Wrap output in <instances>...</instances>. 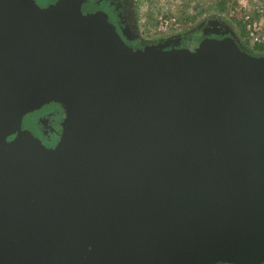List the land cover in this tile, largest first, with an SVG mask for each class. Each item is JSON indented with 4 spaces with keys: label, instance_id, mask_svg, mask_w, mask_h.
Here are the masks:
<instances>
[{
    "label": "water",
    "instance_id": "obj_1",
    "mask_svg": "<svg viewBox=\"0 0 264 264\" xmlns=\"http://www.w3.org/2000/svg\"><path fill=\"white\" fill-rule=\"evenodd\" d=\"M53 9L0 0V264L264 263V60L50 34ZM56 97L89 125L62 152L22 129Z\"/></svg>",
    "mask_w": 264,
    "mask_h": 264
},
{
    "label": "rangeland",
    "instance_id": "obj_2",
    "mask_svg": "<svg viewBox=\"0 0 264 264\" xmlns=\"http://www.w3.org/2000/svg\"><path fill=\"white\" fill-rule=\"evenodd\" d=\"M120 1L121 14L128 28L122 39L125 38L126 44L130 42L127 46L136 50L149 47L178 48L215 33L228 38L238 57L248 61L264 60V0ZM32 2L34 8L41 10L54 8L51 14L45 13L35 21L39 29L50 34L81 27L84 20L94 15L89 11H81L73 0H55L47 6H41L34 0ZM98 18L92 19L99 21ZM133 41L135 46L140 47H134ZM58 98L52 101L60 108L59 115L52 122L58 138L62 135L70 138L83 125L88 131L89 125L86 118L82 117L80 107L76 104L71 107L62 105ZM34 117L37 116L26 113L22 124L28 120L33 123ZM65 123L70 127L72 125L73 130H69Z\"/></svg>",
    "mask_w": 264,
    "mask_h": 264
},
{
    "label": "flooded vegetation",
    "instance_id": "obj_3",
    "mask_svg": "<svg viewBox=\"0 0 264 264\" xmlns=\"http://www.w3.org/2000/svg\"><path fill=\"white\" fill-rule=\"evenodd\" d=\"M32 4V0H29ZM36 3H38L41 6H47L50 4L51 1L55 0H34ZM76 2V5H78L81 8V11L83 12H91L94 13L92 17L89 18V22L96 23L99 26L108 29L116 38H118V41L126 44L124 42L125 38L124 33L128 30V28L125 25V22L123 20L122 14H121V2L118 0H73ZM95 17H99V21L96 19H92ZM102 21V22H100ZM130 31V30H129ZM118 33L120 36H118ZM217 35L215 33L211 34L209 37H216ZM130 45V42L126 45ZM133 46L138 48L140 46H135V42L133 41ZM57 98V97H56ZM56 99L53 101L55 102ZM61 104H65L66 106H72L74 104L73 101L70 99L67 101L60 100ZM49 103L43 105L41 108L29 112L32 115H36L37 117L33 118V123L31 121H26V123L22 124V129L29 131L32 133V135L39 140V142L46 147L47 149L53 150V151H64L67 147L66 145H69L70 143L77 142L84 134V131L86 130L85 125L83 127H80L77 134H71V137L68 138L64 135L59 139L56 135L55 128L52 124L54 117L59 115L60 108L58 109L59 105H55V103ZM57 107V108H54ZM49 107L48 109H46ZM46 110V111H45ZM81 112V110H80ZM81 115L83 117V114L81 112ZM24 121V119H23ZM67 125V128L69 130H73V127H70L68 123H65ZM60 125V124H59ZM60 130V129H59ZM58 131V130H56ZM64 136V137H63ZM15 137L12 136L10 139H13ZM82 139V138H81ZM264 264V263H262Z\"/></svg>",
    "mask_w": 264,
    "mask_h": 264
}]
</instances>
